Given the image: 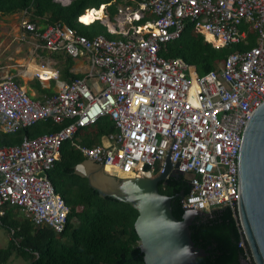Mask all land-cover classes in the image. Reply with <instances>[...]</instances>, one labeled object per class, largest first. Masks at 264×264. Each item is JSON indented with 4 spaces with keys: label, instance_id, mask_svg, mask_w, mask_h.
Returning <instances> with one entry per match:
<instances>
[{
    "label": "built area",
    "instance_id": "built-area-1",
    "mask_svg": "<svg viewBox=\"0 0 264 264\" xmlns=\"http://www.w3.org/2000/svg\"><path fill=\"white\" fill-rule=\"evenodd\" d=\"M117 2L102 7L106 12ZM106 16L108 31L112 25L110 33L124 39L102 34L88 38L66 31L60 23L43 31L35 22L24 23L20 40L36 35L42 40L37 47L73 60L88 58L89 70L72 83H59L57 93L41 100L13 77L0 76V131L16 133L41 121H70L58 132L0 148V216L6 207H18L36 228L62 233L71 207L48 172L60 160L66 141L108 116L115 131L100 143L73 142L85 159L105 157L124 177L154 178L163 173L171 154L173 166L195 185L193 197L217 194L240 225L241 137L264 103V0H120L116 23ZM188 21L216 48L246 45L250 31L256 45L231 53L218 69L201 76L184 59L160 55L164 46L181 37ZM52 75L59 80V70Z\"/></svg>",
    "mask_w": 264,
    "mask_h": 264
},
{
    "label": "trees",
    "instance_id": "trees-1",
    "mask_svg": "<svg viewBox=\"0 0 264 264\" xmlns=\"http://www.w3.org/2000/svg\"><path fill=\"white\" fill-rule=\"evenodd\" d=\"M111 1L73 0L70 5L64 6L56 0H0V16L27 10L31 21L40 25L41 31L47 25L60 23L66 31L75 30L88 38L102 34L109 39H124L123 35L110 33L100 21L105 16L102 15L105 14V7L102 6ZM119 4L120 0L107 8L111 22L115 21ZM151 18L152 16L146 17L137 24H144ZM208 40H212V36L209 35ZM255 45L256 35L254 31H250L246 45L216 48L198 32L194 22L188 21L181 37L164 46L160 55L167 59L182 58L202 76L218 69L231 53L245 51ZM55 57L60 61L62 80L72 83L81 78L71 73V57L64 54ZM32 87L39 93L52 94L51 91L42 89L38 80L32 83ZM69 123L70 121H65L57 124L48 120L16 133L0 131V148L19 145L25 138L32 139L58 132ZM113 131L114 123L108 116L81 129L73 141L63 144L60 160L48 172V178L57 192L71 207L68 224L62 233L49 227L36 228L27 218L11 220L10 223L12 210L9 209L18 207L5 208L7 213L3 221L12 227L10 231L15 230L17 242L12 240L7 248L0 250V264H7L14 253L17 257L24 258L28 264H146L135 230L138 211L115 199L101 198L89 186L87 179L74 173L75 166L85 158L73 146V142L80 139L83 144L92 146L98 144L103 135ZM159 189L161 193L173 198V214L182 220L185 209L184 199L180 194L185 191L188 195L189 181L184 175L170 176L159 184ZM191 231L195 246L203 252L196 264H254L247 242L245 246L241 245L243 231L230 207L196 216Z\"/></svg>",
    "mask_w": 264,
    "mask_h": 264
},
{
    "label": "water",
    "instance_id": "water-1",
    "mask_svg": "<svg viewBox=\"0 0 264 264\" xmlns=\"http://www.w3.org/2000/svg\"><path fill=\"white\" fill-rule=\"evenodd\" d=\"M238 215L254 264H264V103L248 120L241 137L239 152ZM74 173L88 180L101 198H112L129 204L138 211L135 230L140 239L146 264H196L203 255L193 242L191 226L196 216L215 209L230 207L220 203L218 195L194 198L190 183L184 199L183 219L173 214V198L161 193L159 184L170 176L184 175L166 159L163 173L154 177L122 176L115 172L105 157L85 159ZM241 245L243 246L242 242Z\"/></svg>",
    "mask_w": 264,
    "mask_h": 264
},
{
    "label": "crops",
    "instance_id": "crops-1",
    "mask_svg": "<svg viewBox=\"0 0 264 264\" xmlns=\"http://www.w3.org/2000/svg\"><path fill=\"white\" fill-rule=\"evenodd\" d=\"M56 1L64 6H67L70 5L73 0ZM25 12L26 10L14 14L0 16V76L13 77L20 85L28 90V93L32 97L41 100L45 95L48 94L39 93L37 89L32 87V83L35 80H38L40 82L42 89L49 90L52 92V94L58 92L59 83H68L65 80H62L61 77H59V80L51 78V76H53L52 73L60 69V61L55 56L64 53H50L42 47H37V45L42 44V40L36 35H29L24 41L20 40V35L22 33V27L24 23L26 21H31L30 16L27 18ZM7 51H9L8 55H6L5 53ZM2 52H4L3 55ZM64 55L67 56L66 54ZM88 63V58L85 57L79 58L78 60H73L71 73L83 78L89 70ZM29 67L38 69L39 71H35L34 74L26 76V71ZM43 73L47 74L48 77H41V74ZM102 137L100 138V142L102 141ZM9 210H12V213L10 214V216L12 217V219H10V223L11 220H20L26 218L18 208H10ZM4 217L5 216H0V226L7 230L10 244V242H13L11 240L10 234V229L12 227L9 225V223H4ZM19 258L22 257H17L16 253H14L10 257L8 264H11L14 260H17ZM22 259L25 261V264H28V262L24 258Z\"/></svg>",
    "mask_w": 264,
    "mask_h": 264
},
{
    "label": "rangeland",
    "instance_id": "rangeland-1",
    "mask_svg": "<svg viewBox=\"0 0 264 264\" xmlns=\"http://www.w3.org/2000/svg\"><path fill=\"white\" fill-rule=\"evenodd\" d=\"M104 15L105 16H104L103 20H100V21L102 22V24H104L106 26L108 24V19H107V16H106L107 12H105ZM114 19H115V21L112 22V23H116V16H115ZM121 20H123V17H121ZM107 29H108V27H107ZM8 52L9 51L5 52L6 55H8ZM3 53L4 52H2V55H3ZM8 245H9V235L7 233V230L5 228H3L2 226H0V249H3V248L5 249ZM11 264H25V261L22 258H19L17 260H14Z\"/></svg>",
    "mask_w": 264,
    "mask_h": 264
},
{
    "label": "bare ground",
    "instance_id": "bare-ground-1",
    "mask_svg": "<svg viewBox=\"0 0 264 264\" xmlns=\"http://www.w3.org/2000/svg\"><path fill=\"white\" fill-rule=\"evenodd\" d=\"M69 2V1H68ZM110 27V26H109ZM109 31L110 32H114V30H113V28H112V25H111V30L109 29ZM33 67V66H32ZM35 71H39L38 69H34V68H31V67H29L28 68V70L26 71V76H28V75H31V74H34V72ZM42 75V77H44V78H47L48 77V75L47 74H41ZM38 76V75H37ZM28 91V90H27ZM30 139V138H29ZM15 231V230H14ZM11 232H12V230L10 231V234H11ZM16 233V232H15ZM15 233L13 234V236H12V234H11V240H15L16 242H17V240L15 239Z\"/></svg>",
    "mask_w": 264,
    "mask_h": 264
},
{
    "label": "clouds",
    "instance_id": "clouds-1",
    "mask_svg": "<svg viewBox=\"0 0 264 264\" xmlns=\"http://www.w3.org/2000/svg\"><path fill=\"white\" fill-rule=\"evenodd\" d=\"M84 25H86V24H84ZM91 25V24H90ZM87 26H89V25H87ZM107 27V26H106Z\"/></svg>",
    "mask_w": 264,
    "mask_h": 264
}]
</instances>
